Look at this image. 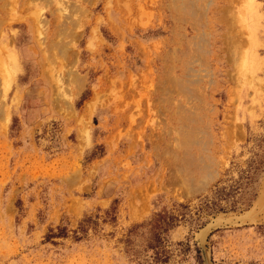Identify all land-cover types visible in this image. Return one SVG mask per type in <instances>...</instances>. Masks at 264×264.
Wrapping results in <instances>:
<instances>
[{"label": "rangeland", "instance_id": "1", "mask_svg": "<svg viewBox=\"0 0 264 264\" xmlns=\"http://www.w3.org/2000/svg\"><path fill=\"white\" fill-rule=\"evenodd\" d=\"M11 55L0 264H264V0H0Z\"/></svg>", "mask_w": 264, "mask_h": 264}, {"label": "bare ground", "instance_id": "2", "mask_svg": "<svg viewBox=\"0 0 264 264\" xmlns=\"http://www.w3.org/2000/svg\"><path fill=\"white\" fill-rule=\"evenodd\" d=\"M40 15V14H39ZM37 20V21H36ZM35 20V26H36V30H35V32H36V36L35 37H37V39H38V41L40 40L42 43H45V40H46V36H45V33H44V31H45V26H47V21L44 19V18H41L40 16H38L37 17V19ZM67 21V20H66ZM57 29H58V32L60 31H62L63 30V24H58V26H57ZM57 31V30H56ZM56 32H53L52 34L54 35ZM64 32H62L61 34H63ZM60 35V34H59ZM52 36V35H51ZM55 36V35H54ZM60 36H62V35H60ZM59 36V40L61 39V37ZM56 37V36H55ZM55 39V38H54ZM53 39V40H54ZM57 39V38H56ZM71 39V38H70ZM58 40V39H57ZM56 41L55 42V46L56 47H59V46H61V42L60 41ZM61 41H62V39H61ZM64 42L62 41V44H63ZM64 45V44H63ZM39 46V45H38ZM41 46V45H40ZM39 46V47H40ZM5 47V46H4ZM7 49V48H6ZM7 50H9V49H7ZM8 52V51H7ZM6 52V53H7ZM47 57V56H46ZM51 58H54V57H51ZM9 59H10V62L11 63H13V64H6V63H4V61L1 59V57H0V118H1V120L3 119V123L4 122H6V116L4 115V110H3V102H2V100H3V97H4V94H5V90H7L6 88L7 87H9L10 86V82L8 83L9 85L7 86V83H5V82H7V80H8V78H7V75H8V73H11V71L13 70V68H14V65H16V60H15V57H14V55H11L10 57H9ZM53 60V59H52ZM44 61H45V63H43V65H42V67H43V70H45L46 69V66H48L51 62V60L49 59V58H46V60L44 59ZM43 62V61H42ZM51 64H54V63H51ZM51 66V65H50ZM55 69V68H54ZM14 71V70H13ZM43 73H44V71H43ZM46 73V72H45ZM48 73V72H47ZM50 74V73H49ZM46 76H48V74H46ZM48 80H50V79H48ZM57 80V79H56Z\"/></svg>", "mask_w": 264, "mask_h": 264}]
</instances>
